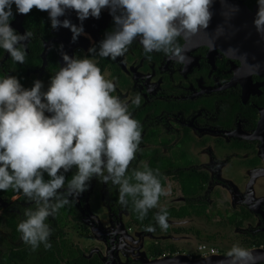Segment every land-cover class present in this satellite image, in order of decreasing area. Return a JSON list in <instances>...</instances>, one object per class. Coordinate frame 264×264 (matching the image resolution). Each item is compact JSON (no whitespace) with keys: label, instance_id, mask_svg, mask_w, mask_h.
<instances>
[{"label":"flooded vegetation","instance_id":"flooded-vegetation-1","mask_svg":"<svg viewBox=\"0 0 264 264\" xmlns=\"http://www.w3.org/2000/svg\"><path fill=\"white\" fill-rule=\"evenodd\" d=\"M227 1L232 3L214 2L219 15L221 4L229 8L222 11L228 23L222 20L226 26L223 32L220 29L221 34H209L204 29L192 37L177 39L176 45L186 50L184 54L190 60L187 64L170 60L163 52H153L148 59L138 41L116 60L92 57L88 49H98L99 42L115 29L106 32L109 24L99 30L96 40L80 35L85 44L73 49L72 57L94 58L104 77L114 83L113 95L128 105L132 117L142 126L139 151L127 174L143 170L145 164L158 169L166 194L141 221L131 200L127 206L118 202V186L104 184L94 176L73 205L48 218L53 229L50 240L59 248V256L64 253L60 242L65 239L70 252L89 264H145L137 252L132 251L134 257H124L119 244L126 243L128 234L141 231L149 237L145 242L149 261L172 257L176 254L169 252L173 247L164 252L162 241L156 240L171 231L173 222L218 216L227 218L234 229L246 228L243 233L250 241L248 250L264 251V39L254 26H245L253 24L257 0ZM238 4L245 11L240 18ZM15 16L16 10L10 23ZM237 22L244 26H237ZM51 31L50 27L47 37L33 34L23 42L24 64H14L8 53L0 50V75L15 76L26 89L39 80L42 91H46L51 76L62 67L60 44L52 42L44 54L45 45L54 37ZM137 94L142 97L139 107L131 103ZM74 172L75 168L64 173L65 182ZM31 207L33 203L22 195L15 192L9 197L8 192L0 191V237L8 232L5 213ZM162 208L168 212L167 230H161L155 220ZM150 224L155 227L152 232L145 230ZM67 230L87 241L95 238L99 245L85 248L86 254L80 244L70 242ZM3 246L0 242L1 251ZM133 246L137 249V243ZM58 261L66 264L67 259Z\"/></svg>","mask_w":264,"mask_h":264},{"label":"clouds","instance_id":"clouds-1","mask_svg":"<svg viewBox=\"0 0 264 264\" xmlns=\"http://www.w3.org/2000/svg\"><path fill=\"white\" fill-rule=\"evenodd\" d=\"M213 0H0V50L14 64H24L31 32L17 34L10 26L13 5L17 14L33 8L46 11L50 27L70 30L72 42L83 27L58 18L74 10L79 21L99 18L107 8L115 29L88 49L92 57L116 60L133 41L143 54L163 52L170 60L187 64L178 38H189L208 27ZM254 27L264 39V0H257ZM62 47V46H61ZM64 66L51 76L47 90L39 80L23 88L15 76L0 75V191L11 188L33 203L25 209L16 230L32 250L51 248L53 229L47 222L60 209L73 205L95 176L104 184L118 186V202L131 200L138 220L157 208L165 195L158 169L147 164L132 170L141 143L142 126L126 103L113 95L115 85L101 73L94 58L62 55ZM142 97L131 101L139 107ZM48 113L50 115H45ZM75 168L65 182L64 173ZM45 174L47 179H45ZM62 190V191H61ZM72 197L73 199H69ZM168 212L160 209L156 224L167 230ZM146 231L155 230L148 225ZM227 264H255L251 252L238 243L226 252Z\"/></svg>","mask_w":264,"mask_h":264},{"label":"rangeland","instance_id":"rangeland-1","mask_svg":"<svg viewBox=\"0 0 264 264\" xmlns=\"http://www.w3.org/2000/svg\"><path fill=\"white\" fill-rule=\"evenodd\" d=\"M84 37L87 35L82 34ZM213 217V214H210ZM184 229V232L176 233L174 230ZM169 232L162 233V238H158L156 241L161 242L162 251L168 252V247L172 246L173 250L176 254H185L190 259H200L203 258L201 255L209 254L210 251H214L216 255H226V252L233 246V244H239L244 248L250 247V241L246 238L242 230L234 229L229 222H227V218H209V219H186L181 221L173 222L170 227ZM69 233L68 239L70 242L78 243L81 247L87 248L89 250L90 247L99 245V241L93 238V242L87 241L79 234L73 232V230H67ZM128 239H126V243L121 242L119 244V248L124 251V257H134L132 255V251L134 254L137 252L140 255V258L149 261L146 258V250H145V242L148 241L149 237L142 233L141 231H137L133 234H128ZM83 238V239H82ZM150 241V239H149ZM131 245H127L130 244ZM134 243H137V249L133 246ZM163 245V246H162ZM203 247L202 252L198 248ZM136 250H134V249ZM86 254L87 251L85 250ZM175 254V255H176ZM214 254V255H215Z\"/></svg>","mask_w":264,"mask_h":264},{"label":"water","instance_id":"water-1","mask_svg":"<svg viewBox=\"0 0 264 264\" xmlns=\"http://www.w3.org/2000/svg\"><path fill=\"white\" fill-rule=\"evenodd\" d=\"M214 2L216 4V0H213V3L210 6V12L212 13L211 19L209 21L208 27L206 28L209 34H216L220 31L223 32L224 25L222 23V20L226 23H228V16L225 14H222L223 10H228V6L232 3V1L225 0V4H221L220 6V12L221 14H218V8L214 7ZM237 18H240L242 13L245 11L243 8L237 5ZM47 13V12H46ZM48 15V13H47ZM25 14H17L15 16V19L10 23V26L12 29H17L21 34H24L22 29V21ZM112 16L109 14V10L107 8L102 9L99 18H92L88 17L83 22L79 21L77 18V14L74 10H66L64 15L59 17L58 19L63 21L64 19H67L70 21L72 25L81 26L83 27V34L87 35V37L92 38L94 40L98 37L99 30H104L107 25L109 24ZM243 25L240 22H237V26ZM254 26L253 24H245L246 27L248 26ZM220 31V34H221ZM246 30L242 32V34H245ZM51 34L54 36L48 43L45 45L44 54L47 52V49L49 48V44L52 42L60 44V63L61 66H64V62L62 60V55L67 54L70 58L73 55V49H75L78 46H83L85 44V39L82 36H79L75 42H72L71 40V32L67 28H57L55 30L52 29ZM83 41V42H82ZM62 46V47H61ZM45 65V63H44ZM43 65V66H44ZM251 254L254 257L255 264H264V251L261 249H251L249 250ZM141 262H144L145 264H227L228 258L226 255H209L200 259H190L185 254H177L172 257L166 256V257H160V258H154L150 261H144L143 258L139 259Z\"/></svg>","mask_w":264,"mask_h":264},{"label":"trees","instance_id":"trees-1","mask_svg":"<svg viewBox=\"0 0 264 264\" xmlns=\"http://www.w3.org/2000/svg\"><path fill=\"white\" fill-rule=\"evenodd\" d=\"M12 11L14 16V6ZM23 25L26 28V31L31 32L32 34H39L44 37L49 35L50 20L46 11H40L33 8L29 13L25 14ZM114 26L112 19L111 22H109L106 32L111 30ZM6 192H8L9 197L11 194L15 193L11 188ZM20 202H22V199ZM17 209L18 212H12L10 214L5 213L4 227L8 229V232L4 238L0 237V242L4 243L3 250H0V264H58V258L62 261L67 259L66 264H89L83 258H80V256L70 252L68 243L65 239H62L60 242V246L64 250V253L61 256L58 255L59 248L53 244L51 248L45 249L43 245H41L35 250H32L29 246L24 244L20 239V233L16 230V225L25 218L23 216L24 210L22 208ZM58 236L62 238L63 234L59 233ZM50 241L53 243L52 240ZM169 252L171 254L175 253L173 249H170ZM159 255H161V252H159ZM90 264H93V261Z\"/></svg>","mask_w":264,"mask_h":264},{"label":"built area","instance_id":"built-area-1","mask_svg":"<svg viewBox=\"0 0 264 264\" xmlns=\"http://www.w3.org/2000/svg\"><path fill=\"white\" fill-rule=\"evenodd\" d=\"M199 250H200V252H202L201 250H203V247H200V248H198ZM215 253H214V251H210V253L209 254H203V255H201L202 257H206V256H209V255H214Z\"/></svg>","mask_w":264,"mask_h":264}]
</instances>
